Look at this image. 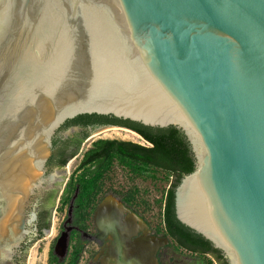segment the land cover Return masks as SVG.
<instances>
[{
  "label": "water",
  "instance_id": "1",
  "mask_svg": "<svg viewBox=\"0 0 264 264\" xmlns=\"http://www.w3.org/2000/svg\"><path fill=\"white\" fill-rule=\"evenodd\" d=\"M81 115L179 129L195 171L176 218L228 264H264V0H0V264L30 233L54 135ZM105 202L101 239L123 219Z\"/></svg>",
  "mask_w": 264,
  "mask_h": 264
},
{
  "label": "flooded vegetation",
  "instance_id": "2",
  "mask_svg": "<svg viewBox=\"0 0 264 264\" xmlns=\"http://www.w3.org/2000/svg\"><path fill=\"white\" fill-rule=\"evenodd\" d=\"M73 120L75 121L72 122ZM78 120L76 117L68 120L71 122H65L53 137L49 156L43 168L44 172L40 178L41 182L31 194L26 208L27 229L30 233L27 234L13 260L8 261L7 264H25L27 252L33 243L44 238L46 234L50 236L54 234V220L58 211H64L65 216L54 239L55 243L50 252L49 262L53 255L58 263L68 264L73 255L78 252V264L83 255L88 264H118L123 258L130 264H159L160 253L165 246L153 249V253H150L148 258L139 256L140 254L137 253L142 248L140 244L145 247L154 238H167L174 241L165 235L164 219L163 226L159 229L151 225L137 209L124 205L114 193L121 195L108 190L105 186L110 169L105 168L103 176L97 179L100 159L89 158L86 161V154L94 148L98 140H101L93 139L94 132L105 130L104 128L109 126L132 128L110 118H89L74 124ZM143 140L150 145L145 139ZM78 158H80L79 161H77ZM108 196L118 199L126 210L119 216L123 218L121 230L117 228L116 235L108 233L101 239V230L96 222V212ZM101 225L105 226V223ZM65 232L69 234L68 252L66 258L60 260L55 253V247L58 239ZM122 235L127 237L119 249L118 243L123 240ZM112 252L115 256L111 254Z\"/></svg>",
  "mask_w": 264,
  "mask_h": 264
},
{
  "label": "trees",
  "instance_id": "3",
  "mask_svg": "<svg viewBox=\"0 0 264 264\" xmlns=\"http://www.w3.org/2000/svg\"><path fill=\"white\" fill-rule=\"evenodd\" d=\"M104 118L111 119L129 125L143 139L150 143V146H143L130 141L120 140H98L94 148L86 154V161L89 158L100 159L98 162L99 178L105 173V168L110 166L114 156L119 157L124 164L129 167L135 165L145 166L163 170L173 177L171 187L165 197L164 211V232L166 236L172 238L179 248L193 254L210 256L214 263L228 264L223 253L215 249L209 241L201 235L196 234L188 227L178 221L175 214V189L180 184L182 178L195 171V160L193 158L189 143L184 134L176 127L167 129H155L143 126L139 123L124 121L110 116L100 115H81L78 116L76 123L83 119ZM73 120L72 122H74ZM71 122V121H68ZM84 161V163L86 162ZM122 203L131 207L122 196L114 193ZM76 252L68 264H78L79 256ZM57 258L52 255L49 264H55ZM57 264H64L58 263Z\"/></svg>",
  "mask_w": 264,
  "mask_h": 264
},
{
  "label": "rangeland",
  "instance_id": "4",
  "mask_svg": "<svg viewBox=\"0 0 264 264\" xmlns=\"http://www.w3.org/2000/svg\"><path fill=\"white\" fill-rule=\"evenodd\" d=\"M92 137L94 140L116 139L148 146L138 135H130L128 131L123 129L121 131H108V129L96 131L93 133ZM79 160L80 158H78L77 161ZM107 168L110 169V173H108L106 177L105 185L108 190L110 189L118 192L123 198H125L128 204L137 209L143 217L151 223V225L161 229L164 219L166 192L173 182L171 174L160 169L138 166L135 164L134 166L129 167L124 164L119 157H113L110 166ZM104 201L106 202L100 209H105V213H115L118 216L125 213V208L114 196H108ZM64 216V211H58L56 219L54 220V234L52 236L48 234L44 236V238L33 243L27 252L25 264H49L50 252L55 243L54 239L64 221ZM164 246L165 248H163L160 253L159 264L214 263L211 257L185 251L179 248L174 241H170L169 239L166 240ZM80 264H88L84 255Z\"/></svg>",
  "mask_w": 264,
  "mask_h": 264
},
{
  "label": "bare ground",
  "instance_id": "5",
  "mask_svg": "<svg viewBox=\"0 0 264 264\" xmlns=\"http://www.w3.org/2000/svg\"><path fill=\"white\" fill-rule=\"evenodd\" d=\"M112 130H122V129H116V128H112V129H109L108 131H112ZM124 130V129H123ZM127 131V130H126ZM128 133L130 134V135H133V136H135V134L134 133H132L131 131L129 132L128 131Z\"/></svg>",
  "mask_w": 264,
  "mask_h": 264
},
{
  "label": "built area",
  "instance_id": "6",
  "mask_svg": "<svg viewBox=\"0 0 264 264\" xmlns=\"http://www.w3.org/2000/svg\"><path fill=\"white\" fill-rule=\"evenodd\" d=\"M148 146H150L149 144H147Z\"/></svg>",
  "mask_w": 264,
  "mask_h": 264
}]
</instances>
